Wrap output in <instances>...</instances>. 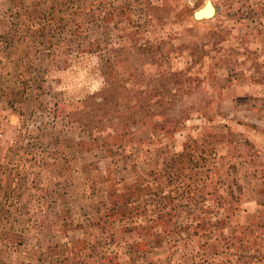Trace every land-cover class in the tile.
<instances>
[{"label": "rangeland", "instance_id": "obj_1", "mask_svg": "<svg viewBox=\"0 0 264 264\" xmlns=\"http://www.w3.org/2000/svg\"><path fill=\"white\" fill-rule=\"evenodd\" d=\"M211 1L0 0V264H264V0Z\"/></svg>", "mask_w": 264, "mask_h": 264}, {"label": "water", "instance_id": "obj_2", "mask_svg": "<svg viewBox=\"0 0 264 264\" xmlns=\"http://www.w3.org/2000/svg\"><path fill=\"white\" fill-rule=\"evenodd\" d=\"M216 7L211 0H207V3L198 10L194 11L193 17L196 21L209 20L216 15ZM203 13L206 15L203 16Z\"/></svg>", "mask_w": 264, "mask_h": 264}, {"label": "bare ground", "instance_id": "obj_3", "mask_svg": "<svg viewBox=\"0 0 264 264\" xmlns=\"http://www.w3.org/2000/svg\"><path fill=\"white\" fill-rule=\"evenodd\" d=\"M207 3V2H206ZM206 15V13H203V16Z\"/></svg>", "mask_w": 264, "mask_h": 264}, {"label": "trees", "instance_id": "obj_4", "mask_svg": "<svg viewBox=\"0 0 264 264\" xmlns=\"http://www.w3.org/2000/svg\"><path fill=\"white\" fill-rule=\"evenodd\" d=\"M125 206V205H124Z\"/></svg>", "mask_w": 264, "mask_h": 264}]
</instances>
